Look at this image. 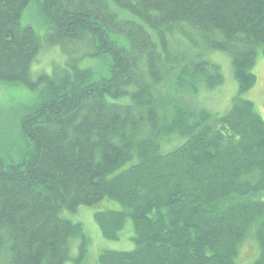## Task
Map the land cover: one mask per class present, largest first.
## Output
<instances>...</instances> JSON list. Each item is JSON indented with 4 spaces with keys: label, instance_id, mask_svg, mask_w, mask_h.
<instances>
[{
    "label": "trees",
    "instance_id": "16d2710c",
    "mask_svg": "<svg viewBox=\"0 0 264 264\" xmlns=\"http://www.w3.org/2000/svg\"><path fill=\"white\" fill-rule=\"evenodd\" d=\"M38 4L47 33L68 57L30 79L40 41L20 18ZM0 0V83L39 89L37 100L0 118V260L64 264L85 237L65 217L103 198L120 211L94 220L116 240L128 217L134 249L103 251L97 264H237L251 237L264 264V120L241 96L264 55V0ZM82 56L108 61L95 80ZM209 51L230 57L237 96L212 118L181 101L222 83ZM22 145L12 155L11 134ZM178 144L162 151L164 143Z\"/></svg>",
    "mask_w": 264,
    "mask_h": 264
},
{
    "label": "rangeland",
    "instance_id": "374dc122",
    "mask_svg": "<svg viewBox=\"0 0 264 264\" xmlns=\"http://www.w3.org/2000/svg\"><path fill=\"white\" fill-rule=\"evenodd\" d=\"M110 9L121 19L130 20L136 23L141 21L130 12L116 6L112 0H107ZM22 27H31L40 41V49L30 67V79H36L45 74L51 75L54 70L63 67L67 56L62 52L59 45H51L45 42L47 33L44 20L40 14L38 4L30 2L23 10L20 18ZM87 52L83 46L73 48L72 56L77 59L80 69H90L95 80L108 76V61L102 57L82 56ZM204 58L215 63L220 68L222 83L214 90H199L196 97H191L182 90L181 101L193 106L196 109L206 110L212 118L224 116L230 109L233 99L237 96V83L235 82L230 57L222 52L209 51L204 54ZM255 76L253 87L241 96L253 104L255 112L264 120V55L258 54L251 68ZM40 87L31 89L23 83H0V118L13 115L19 107L32 105L38 96ZM13 140L12 155L15 157L16 150L22 145V140L16 130L11 134ZM179 141L173 140L172 143L162 145L164 151L171 150ZM254 200L264 202V194L254 196ZM121 206L114 200L103 198L98 203L91 206H80L75 213L64 212L63 217L74 224H79L82 234L85 237L84 247L82 239L72 237L69 241V260L64 264H97V258L103 251L129 252L134 249L133 225L128 217L124 225L118 232L116 240H106L102 237L99 227L94 220V214L98 212L120 211ZM257 255L255 241L249 237L240 247V254L237 264H252L251 262ZM0 264H8L3 255Z\"/></svg>",
    "mask_w": 264,
    "mask_h": 264
}]
</instances>
